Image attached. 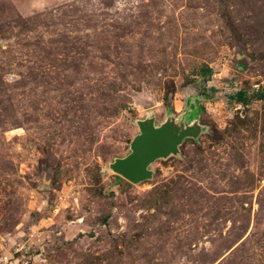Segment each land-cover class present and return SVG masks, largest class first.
Returning <instances> with one entry per match:
<instances>
[{"label":"rangeland","instance_id":"374dc122","mask_svg":"<svg viewBox=\"0 0 264 264\" xmlns=\"http://www.w3.org/2000/svg\"><path fill=\"white\" fill-rule=\"evenodd\" d=\"M0 264H264V0H0Z\"/></svg>","mask_w":264,"mask_h":264},{"label":"water","instance_id":"95a60500","mask_svg":"<svg viewBox=\"0 0 264 264\" xmlns=\"http://www.w3.org/2000/svg\"><path fill=\"white\" fill-rule=\"evenodd\" d=\"M194 131V128L182 130L174 118L160 126H155L152 120L141 121L139 133L131 141V151L125 157L117 158L111 168L132 183L143 181L151 176L148 166L154 159L175 152L182 138Z\"/></svg>","mask_w":264,"mask_h":264},{"label":"trees","instance_id":"16d2710c","mask_svg":"<svg viewBox=\"0 0 264 264\" xmlns=\"http://www.w3.org/2000/svg\"><path fill=\"white\" fill-rule=\"evenodd\" d=\"M241 95H242V91L236 92V96H241Z\"/></svg>","mask_w":264,"mask_h":264}]
</instances>
